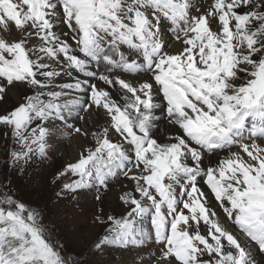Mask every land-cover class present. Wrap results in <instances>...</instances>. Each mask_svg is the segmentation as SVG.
Listing matches in <instances>:
<instances>
[{
    "label": "snow or ice",
    "instance_id": "obj_1",
    "mask_svg": "<svg viewBox=\"0 0 264 264\" xmlns=\"http://www.w3.org/2000/svg\"><path fill=\"white\" fill-rule=\"evenodd\" d=\"M10 93L5 163L22 174L57 137L80 142L52 182L58 198L95 190L97 250L260 264L264 0H0V101ZM117 180L119 216L104 206ZM42 220L0 185V264H74Z\"/></svg>",
    "mask_w": 264,
    "mask_h": 264
},
{
    "label": "rangeland",
    "instance_id": "obj_2",
    "mask_svg": "<svg viewBox=\"0 0 264 264\" xmlns=\"http://www.w3.org/2000/svg\"><path fill=\"white\" fill-rule=\"evenodd\" d=\"M17 99L15 95L9 94L4 101H0V112L13 107ZM4 145L5 140L0 136V185L6 184L9 194L42 213V222L63 243L64 254L74 264H120L123 258L121 251L127 248L105 246L103 250H97L94 247L102 235V229L92 223L95 190L82 193L78 200L57 197L58 189L52 177L67 161L66 157L50 151L47 160L30 166L21 174L5 163ZM116 200L104 194L105 211L119 216L122 208ZM72 220L80 224L79 230ZM256 258L260 264H264V257L258 255Z\"/></svg>",
    "mask_w": 264,
    "mask_h": 264
},
{
    "label": "bare ground",
    "instance_id": "obj_3",
    "mask_svg": "<svg viewBox=\"0 0 264 264\" xmlns=\"http://www.w3.org/2000/svg\"><path fill=\"white\" fill-rule=\"evenodd\" d=\"M165 31L167 32V27H165ZM10 94L15 95V97L18 98L16 93H10ZM157 126L159 130L157 133L158 135L169 131L167 120L164 119L163 117H161V119L157 121ZM78 143L80 142L76 140L70 141L68 139L57 137L55 140L52 141L53 146L50 149V151L54 154L60 153L61 155L65 156L67 160H69V159L74 158L77 152L79 151ZM41 170H44V168H42ZM120 183L121 181L119 180L113 182L111 190L107 192V194H109L110 199L112 200L117 199V196L120 192ZM209 201L210 203H213V206H214V202L212 201V197L210 195H209ZM74 223H75V227L79 230L78 225L80 224L73 221V224ZM121 252H122L123 258H121L120 264H139L140 255H141L140 250L134 247H130V248H127L125 251H121Z\"/></svg>",
    "mask_w": 264,
    "mask_h": 264
}]
</instances>
